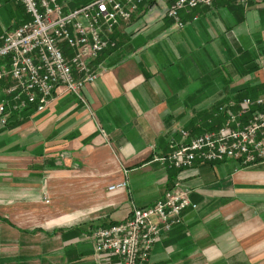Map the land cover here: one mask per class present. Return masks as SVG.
<instances>
[{
    "label": "crops",
    "instance_id": "obj_1",
    "mask_svg": "<svg viewBox=\"0 0 264 264\" xmlns=\"http://www.w3.org/2000/svg\"><path fill=\"white\" fill-rule=\"evenodd\" d=\"M170 2L140 3L90 61L97 77L82 94L92 114L73 93L15 111L12 81L0 80V264H119L95 252L91 233L175 183L196 208L162 233L147 264H264V162L153 160L180 130L216 129L231 101L236 109L264 91V0L182 10L183 27L166 15ZM19 6L0 0V36L22 22Z\"/></svg>",
    "mask_w": 264,
    "mask_h": 264
},
{
    "label": "built area",
    "instance_id": "obj_2",
    "mask_svg": "<svg viewBox=\"0 0 264 264\" xmlns=\"http://www.w3.org/2000/svg\"><path fill=\"white\" fill-rule=\"evenodd\" d=\"M29 19L0 36V80L11 79L13 110L29 104L42 110L55 93H73L92 114L82 94L97 74L90 61L115 45L109 37L122 21L130 19L138 5L149 0H90L74 8H64L60 0H16ZM246 6L254 0H231ZM214 0H171L166 15L183 27L182 10L211 6ZM224 110L225 120L216 129L190 135L180 130L171 150L153 160L184 169L196 161L217 162L234 159L243 166L264 162V91L255 98L244 97L232 109ZM5 102L0 103V123L8 120ZM112 185L109 191L125 187ZM47 202V201H46ZM191 205L187 190L179 183L147 207L132 206L124 220L91 233L95 252L116 257L119 264H147L151 250L162 233L180 222Z\"/></svg>",
    "mask_w": 264,
    "mask_h": 264
},
{
    "label": "rangeland",
    "instance_id": "obj_3",
    "mask_svg": "<svg viewBox=\"0 0 264 264\" xmlns=\"http://www.w3.org/2000/svg\"><path fill=\"white\" fill-rule=\"evenodd\" d=\"M76 1H81V0H76ZM76 4L79 5V3H76ZM19 5H20L19 7H21V9H22L23 12H24V16H23V18H22V21H25V20L29 19L28 15H27L26 12H25L24 6H23L22 4H19Z\"/></svg>",
    "mask_w": 264,
    "mask_h": 264
},
{
    "label": "trees",
    "instance_id": "obj_4",
    "mask_svg": "<svg viewBox=\"0 0 264 264\" xmlns=\"http://www.w3.org/2000/svg\"><path fill=\"white\" fill-rule=\"evenodd\" d=\"M7 122H8V121H7ZM7 122H6V123H7ZM6 123H5V124H6ZM5 124H3V125H5ZM7 124H8V123H7ZM8 125H9V124H8ZM112 224H115V223H110L108 226H110V225H112ZM106 227H107V226H106Z\"/></svg>",
    "mask_w": 264,
    "mask_h": 264
}]
</instances>
